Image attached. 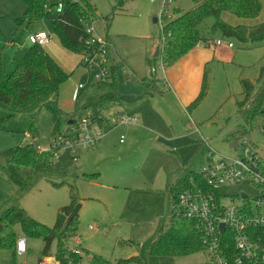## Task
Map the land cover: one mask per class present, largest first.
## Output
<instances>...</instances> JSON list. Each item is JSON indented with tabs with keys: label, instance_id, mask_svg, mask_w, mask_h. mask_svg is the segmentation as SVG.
<instances>
[{
	"label": "rangeland",
	"instance_id": "374dc122",
	"mask_svg": "<svg viewBox=\"0 0 264 264\" xmlns=\"http://www.w3.org/2000/svg\"><path fill=\"white\" fill-rule=\"evenodd\" d=\"M56 1L47 0L48 4ZM259 2L261 10L257 18H240L225 12L222 19L236 25L262 22L264 0ZM92 3L97 15L91 24L94 34L106 36L109 42L105 58L109 73L107 82L100 81L99 68L84 64L86 55L63 46L47 17H37L31 24L27 21L18 24L16 18L22 16L24 3L0 0V61L4 71L10 73L23 56L24 47L31 45L27 41L29 34L46 31L51 35L45 44L49 55L56 58L68 74L60 85L57 99L50 102L62 112L59 130L46 106L34 117L26 113L9 117L0 124V165L11 160L16 147L28 143L39 151L51 149L52 144L59 142L63 130L76 126L80 117L90 114L91 108L85 104L109 91L113 76L118 101L102 112L110 129L104 132L103 126L96 121L89 124L87 130H79L81 135L94 134L101 127L103 134L91 147L75 145L70 148L63 144L46 167L49 178L62 184L55 186L43 178L20 203L32 217L52 226L58 208L69 202L68 184H72L81 207L77 235L70 239L69 246L81 245L112 262L137 255L140 261L136 264L205 263L208 256L203 250L165 256L148 254L147 247L161 224L169 218L168 187L181 169L188 165L199 170L220 155L234 153L224 137L241 124L236 113V101L243 97L240 80L255 81L257 78L264 43H243L223 36L219 30L211 32L212 17L200 23L199 28L206 38L219 35L225 41L231 39L234 46L206 66L207 90L202 101L193 108L195 122L188 114L187 120L179 113L176 103L166 94L152 97L141 92L144 77H158L163 82V91L167 92L163 67L159 56H155L157 48H161L160 28L165 18L171 19L175 12L191 9L195 2L129 0L122 10H113L116 0H92ZM80 84L82 88L76 93ZM121 115L138 117V121L136 125L121 122ZM174 133L185 137L169 140ZM200 135L205 138L204 142ZM244 138L248 147L264 146V119ZM258 152L264 156V150ZM185 158L189 159V164L183 161ZM90 173L97 174L83 176ZM16 190V184L0 168V207ZM226 191L228 194L243 191L255 196L254 188L244 182L229 186ZM90 224L98 225L100 230L89 229ZM14 231L16 238L27 239V251L13 256L10 249L0 248V264H38L43 239L26 236L19 225L14 226ZM55 250L56 242H53L51 255L54 256ZM74 250L76 255L81 253L77 248Z\"/></svg>",
	"mask_w": 264,
	"mask_h": 264
},
{
	"label": "trees",
	"instance_id": "16d2710c",
	"mask_svg": "<svg viewBox=\"0 0 264 264\" xmlns=\"http://www.w3.org/2000/svg\"><path fill=\"white\" fill-rule=\"evenodd\" d=\"M25 9L16 22L27 21L31 24L34 19L45 16L50 21L51 29L59 36L61 43L68 50L83 53L88 48L86 44L88 33L86 26L92 24L96 15V8L92 0H57L48 4L47 0H21ZM129 0H116L113 10H122ZM194 6L187 11H177L171 18H165L160 28L161 48L159 58L163 67L170 66L178 58L192 49L199 40H206L199 25L207 17L214 22L210 31L219 30L225 37H234L243 43H264V21L253 25H231L222 19V13L228 12L240 18L258 17L261 10L259 0H193ZM49 8H46V6ZM259 72L255 81L241 79L243 97L236 101V113L241 120L238 128L224 137L231 147L237 148L243 138L259 126L264 119V54L261 57ZM64 69L39 44H31L25 48L21 59L17 60L10 73H6L0 61V124L15 114L26 113L34 117L42 106L50 109L59 130V116L61 110L50 104L58 97L60 85L67 78ZM109 78V76H108ZM107 78V79H108ZM109 83V91L100 94L85 106L91 108V118L103 126L104 132L109 130V124L102 116V112L118 101V91L114 77ZM158 79L151 77L143 80L144 90H153L151 84H158ZM104 82H107L104 81ZM207 74H203L201 88L194 100L187 106L196 107L206 95ZM161 91V90H160ZM81 118V117H80ZM51 149L39 151L28 143L13 150L11 160L6 165H0L7 177L17 186L14 195L10 196L0 207V248H8L14 256L16 234L14 226L19 225L28 237H41L44 246L39 257L50 256L51 246L56 242L53 253L59 264H136L140 258L135 255L120 258L115 262L103 258L101 255L82 247L69 246L68 242L77 235L78 212L68 222L67 218L78 203L72 184L69 186V202L58 208L55 222L47 226L32 217L21 205V199L43 178L53 185L49 178L47 165L53 159ZM97 173L83 174L93 176ZM199 171L184 167L173 183L168 187L170 204L169 218L159 227L156 235L150 241L147 252L151 255L181 256L203 250V234L198 223L177 214V198L181 191L190 186L192 181L201 180ZM5 231V232H4ZM4 232V233H3ZM72 249H79L78 255ZM86 257L83 258L82 255ZM38 261V262H39Z\"/></svg>",
	"mask_w": 264,
	"mask_h": 264
},
{
	"label": "built area",
	"instance_id": "2783aa9c",
	"mask_svg": "<svg viewBox=\"0 0 264 264\" xmlns=\"http://www.w3.org/2000/svg\"><path fill=\"white\" fill-rule=\"evenodd\" d=\"M88 48L84 55L85 65L99 68L101 82L107 80L109 73L105 66V58L109 50L108 40L94 34L92 25L86 26ZM51 38L46 31L33 32L28 35L30 44L43 46ZM198 44L233 47V42L223 38L199 40ZM163 67V65H162ZM82 88L80 84L76 93ZM92 113L80 118L76 126H70L61 132L59 142L51 145L55 152L66 144L70 148L75 145L91 147L98 143L103 134L101 127L94 134L81 135L79 130H87L89 124L95 122ZM122 122H132L135 118L120 116ZM245 138L230 155H220L212 162L201 166L198 170L201 180L192 181L190 186L181 191L177 198V214L193 220L203 234V251L208 259L202 264H264V156L258 151L264 146L248 147ZM53 159V157H52ZM247 183L255 190V196L239 191L228 194L226 188ZM92 226H90L91 228ZM27 239L19 237L15 241L16 254L27 251ZM71 251H76L72 249ZM38 264H59L55 256L44 257Z\"/></svg>",
	"mask_w": 264,
	"mask_h": 264
},
{
	"label": "crops",
	"instance_id": "0c3cea01",
	"mask_svg": "<svg viewBox=\"0 0 264 264\" xmlns=\"http://www.w3.org/2000/svg\"><path fill=\"white\" fill-rule=\"evenodd\" d=\"M258 17H259V15H258ZM255 18H257V17H255ZM230 24L236 25L235 23H230ZM244 25H252V24H244ZM104 37L106 39H108L106 36H104ZM215 38H222V37L217 35L216 37L212 36L211 38L207 37L206 39L212 40ZM228 40L232 41L231 39H228ZM27 41H28V39H27ZM29 46H27V47H29ZM27 47H24L23 54H24L25 48H27ZM42 47L48 53V49L45 46V44ZM231 48H226L225 46L217 47V46H212V45L198 44V45L194 46L192 49H190L188 52H186L184 55H182L180 58H178L170 66L163 67L164 76H165V85L164 86H166L168 88L167 92L163 91L164 90L163 82L158 77H155L159 80L158 84H156V83H154L153 85L151 84V88L153 90L160 88L161 91L160 90L159 91H157V90L156 91L144 90L143 80L151 78V77H144L141 79V86H142L141 92H144V93H146L152 97L154 95H158V94H160L161 96L166 94L168 97H170V99H172L176 103V105L178 107L177 111L179 113H183V115L187 117V120H188V115H189V117H192V119L195 122H197L193 118V115H192L195 113L194 109L193 108L188 109L187 106L194 100V98L197 96V94L200 91L201 83H202V79H203V74H204V71L206 69V66L211 61H213L215 57H220L223 53L230 52ZM158 56H159V54H158ZM52 58L54 60H56L58 62V64L60 63L56 58H54V57H52ZM170 109L172 112H175L172 107H170ZM121 116H125V115H121ZM126 117H128V116H126ZM131 117L135 118V120L132 122H124V123L136 125V123L138 121V117H134V116H131ZM178 123H179V121H178ZM194 124H191V127H192V125L194 126ZM173 128L175 129L176 125H174ZM200 136L202 137L201 140H203V142H204L205 138L202 135H200ZM180 137H185V135L184 134L180 135L178 133H174V135L172 137H170L169 140H176ZM120 142H122V141H120ZM170 142H173V141H170ZM173 147L176 148L177 151L180 150V148L179 147L177 148L176 145H174ZM188 160H189L188 158L183 159V161H185L186 164H189ZM185 167H188V165H185ZM177 176H175L174 178L176 179ZM174 178H173V181L171 183L174 182V180H175ZM80 207H81V205H80ZM78 217H79V210H78ZM90 226H92V227L90 228ZM89 229H95L96 231H99L100 227L98 225L90 224Z\"/></svg>",
	"mask_w": 264,
	"mask_h": 264
},
{
	"label": "water",
	"instance_id": "95a60500",
	"mask_svg": "<svg viewBox=\"0 0 264 264\" xmlns=\"http://www.w3.org/2000/svg\"><path fill=\"white\" fill-rule=\"evenodd\" d=\"M158 54H159V48H157V50L155 52V56H158ZM79 208H80V204L77 203L74 206V208H73L72 212L70 213V215L68 216L66 223H68L77 214Z\"/></svg>",
	"mask_w": 264,
	"mask_h": 264
}]
</instances>
